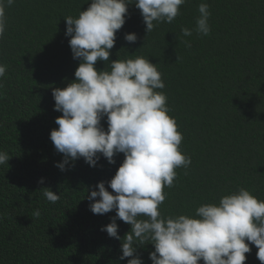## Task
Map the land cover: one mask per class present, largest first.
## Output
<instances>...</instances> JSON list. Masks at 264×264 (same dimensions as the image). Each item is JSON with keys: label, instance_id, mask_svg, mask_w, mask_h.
<instances>
[{"label": "trees", "instance_id": "16d2710c", "mask_svg": "<svg viewBox=\"0 0 264 264\" xmlns=\"http://www.w3.org/2000/svg\"><path fill=\"white\" fill-rule=\"evenodd\" d=\"M89 2L15 0L6 8L0 151L11 159L0 165V264H127L119 257L131 226L117 220L121 240L110 238L101 229L115 210L94 214L86 198L88 189L115 176L124 155L114 165L101 156L95 168L80 158L61 171L56 165L63 154L50 139L62 116L54 110L52 89L74 82L80 63L65 35V18H78ZM200 3L211 12L208 36L195 31ZM183 28L192 35L185 37ZM132 33L136 43L125 40ZM137 56L162 73L165 88L157 91L167 96L168 115L183 136L180 151L192 161L176 169L173 187L163 189L162 215L194 217L202 204H218L241 187L264 200V0H188L171 24L158 23L149 34L140 10L129 5L110 61ZM106 67L96 65L98 71ZM102 125L107 130L106 118ZM45 188L60 199L49 202ZM250 247L246 264H261L258 249ZM154 250L147 244L138 248L144 264H152Z\"/></svg>", "mask_w": 264, "mask_h": 264}, {"label": "clouds", "instance_id": "9594fccd", "mask_svg": "<svg viewBox=\"0 0 264 264\" xmlns=\"http://www.w3.org/2000/svg\"><path fill=\"white\" fill-rule=\"evenodd\" d=\"M14 2L0 0V39L7 26L6 8ZM187 2L90 0L78 18H65V35L71 37L73 58L80 63L74 82L63 89H52L54 110L62 113L55 121L58 129L50 133L56 151L63 154V162L56 167L66 171L69 164L74 166L76 160L83 158L95 168L101 156L114 165L115 157L124 155L115 176L88 189L90 195L86 198L94 214L115 210L111 223L101 229L110 238L121 240L117 220L131 226L123 238L119 257L121 261L127 259V264H144L138 248L145 244L154 246L155 250L149 253L152 264H199L201 260L204 264H246V254L252 251L250 245L256 246L257 259L264 264V200L243 187L222 196L218 204H202L194 217L162 215L159 209L166 199L163 189L174 186L176 169H187L191 158L181 153L183 136L175 119L168 115L167 96L157 91L165 88L157 66L142 56L110 61L129 5L140 10L149 34L158 23L171 24ZM198 11L195 31L208 36L209 5L200 3ZM182 33L189 37L192 30L183 28ZM125 40L136 43L138 37L135 33L126 34ZM184 43L191 47L188 41ZM98 62H105L106 69L98 71ZM6 71V65L0 64V81ZM3 88L0 82V89ZM105 118L107 130L102 125ZM10 159L0 151V165ZM42 192L51 203L60 199L51 189ZM33 215L39 217L40 212Z\"/></svg>", "mask_w": 264, "mask_h": 264}]
</instances>
